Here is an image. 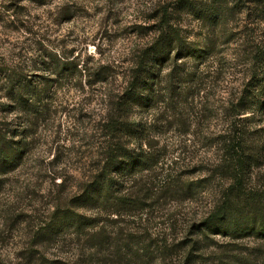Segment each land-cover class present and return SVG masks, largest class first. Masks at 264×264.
<instances>
[{"label":"trees","instance_id":"trees-1","mask_svg":"<svg viewBox=\"0 0 264 264\" xmlns=\"http://www.w3.org/2000/svg\"><path fill=\"white\" fill-rule=\"evenodd\" d=\"M185 10L210 31L202 45L192 43L176 23ZM249 18L253 30L245 22ZM230 21L236 22L233 27ZM154 33L119 86L107 66L45 51L29 64L17 59L0 65L5 99L0 102V192L21 166L32 132L50 112L59 80H77L82 89L97 86L106 108L94 164L68 198L61 197L66 182L54 184L53 200L65 203L51 207L42 227L26 225L27 241L12 264H78L80 256L98 264H142L149 257L154 259L149 264H164L177 253L178 264H196L216 237L233 243L211 252L217 262L264 264V0L251 8L243 0H179L175 9L161 10ZM212 82L223 85L219 105L196 108L200 122L220 113L222 126L206 138L211 156L180 163L172 147L183 140L170 138L171 147L159 144L171 130L183 136L202 125L184 107ZM160 107L166 116L158 113ZM13 114L23 126L12 127ZM202 196L208 200L205 211L197 207L180 228L175 247L145 246L141 234H118L114 227L134 212L161 210L169 198L182 212L185 199ZM61 237L72 241L74 253L69 260L46 258L40 245ZM246 238L259 242L254 260L234 244Z\"/></svg>","mask_w":264,"mask_h":264},{"label":"rangeland","instance_id":"rangeland-1","mask_svg":"<svg viewBox=\"0 0 264 264\" xmlns=\"http://www.w3.org/2000/svg\"><path fill=\"white\" fill-rule=\"evenodd\" d=\"M192 1L201 3L205 0ZM243 1L251 8L256 0ZM178 4L179 0H0V65L17 59L29 64V59L39 58V54L45 51L63 57H76L95 66H107L116 79L114 86H119L135 55L154 37L161 10L171 11ZM176 20L192 43L202 45L210 33L186 10ZM245 22L253 30L252 18ZM235 23L230 21L229 27ZM79 84L77 80L67 79L56 83L55 91L51 93L50 112L32 132L21 166L7 177L0 192V264L15 262L27 241L29 229L26 225L42 227V222L48 220L51 207L57 202L65 203L63 199L53 200L56 193L54 184L65 181L61 197L68 198L76 191V184L84 172L94 164L92 158L96 154L99 127L106 108L97 86L82 89ZM222 88L221 83L212 82L206 90L195 95L194 103L189 101L184 112L194 122H200V113L196 108L199 110L200 105L204 106L203 110L217 107ZM1 100L0 93V102L5 101ZM160 109L158 113L163 112L162 117L166 116L167 111L162 107ZM217 114L215 119L201 121L202 125L197 126V130L191 128L190 133L183 136L169 131L161 139L159 147L163 142L171 147L170 138L175 137L177 141L183 140L180 146L172 147L180 163L198 162L211 156L212 151H207L206 138L222 126L220 113ZM14 116H11L14 120L12 127L23 126L22 119ZM191 169L192 166L188 167L185 173L190 175ZM207 202L203 196L197 200L185 199L181 212L176 201L169 198L162 204L161 210L152 214L134 212L130 217L119 219L114 227L118 234L121 230L135 233L132 236L136 238L141 234L145 246L159 244L175 247L181 239L180 228L184 229V224L190 222L197 207L200 206L203 213ZM16 217L23 219L22 223L15 224ZM182 232L184 234L185 230ZM137 240L138 244L142 241ZM228 243V240L216 237L208 255L200 257L196 264H221L211 252L225 250ZM234 244L242 254L254 260L259 242L246 238ZM39 248L46 258L52 260H69L74 253L68 237L45 241ZM179 255L173 254L164 264H178ZM153 260L149 257L142 264ZM78 264L98 263L80 256Z\"/></svg>","mask_w":264,"mask_h":264}]
</instances>
